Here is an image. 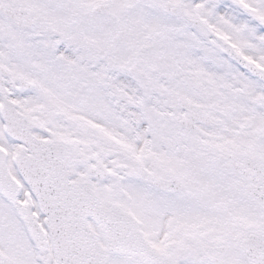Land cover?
Returning <instances> with one entry per match:
<instances>
[{
	"label": "snow or ice",
	"instance_id": "1",
	"mask_svg": "<svg viewBox=\"0 0 264 264\" xmlns=\"http://www.w3.org/2000/svg\"><path fill=\"white\" fill-rule=\"evenodd\" d=\"M0 264H264V0H0Z\"/></svg>",
	"mask_w": 264,
	"mask_h": 264
}]
</instances>
